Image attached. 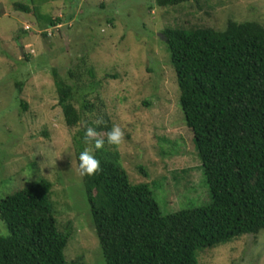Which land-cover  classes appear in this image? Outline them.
<instances>
[{
	"label": "rangeland",
	"instance_id": "1",
	"mask_svg": "<svg viewBox=\"0 0 264 264\" xmlns=\"http://www.w3.org/2000/svg\"><path fill=\"white\" fill-rule=\"evenodd\" d=\"M16 1L35 6L34 0H0V198L24 188L32 177L50 179L58 225L72 227L66 258L106 264L84 181L76 172L73 135L79 126L66 124L51 70L56 67L97 104L87 118L105 112L121 128L123 139L115 146L121 162L133 182L150 183L164 214L208 205L211 195L194 134L160 34L167 26L223 30L229 19L264 25V0H190L171 8H151L156 0H50L37 14L15 8ZM47 15L61 20L48 26ZM83 56L94 75L84 66L81 78H69V69L83 65ZM76 94L80 108L85 97ZM88 149L93 153L92 144ZM261 231L202 251L200 263L264 264ZM8 234L0 220V236Z\"/></svg>",
	"mask_w": 264,
	"mask_h": 264
},
{
	"label": "trees",
	"instance_id": "2",
	"mask_svg": "<svg viewBox=\"0 0 264 264\" xmlns=\"http://www.w3.org/2000/svg\"><path fill=\"white\" fill-rule=\"evenodd\" d=\"M188 1L156 0L151 8H171ZM49 2L34 0L31 8L30 3L16 1L14 6L37 14L38 7H47ZM45 20L54 26L61 18L47 15ZM226 24L223 30L202 26H167L163 30L177 75L180 106L194 134L211 195L206 206L164 214L150 183L132 181L115 145L113 149L106 146V138L100 149L85 143L87 127L107 133L114 126L111 118L105 112L96 120L87 118L86 113L98 109L87 98L88 90L52 67L66 124L79 126L73 135L77 162L79 153L90 144L94 147L91 154L99 161L100 170L84 176L83 181L106 264H201L199 255L204 250L245 235H261L264 25L232 19ZM81 59L83 65L70 68L69 78H81L87 65L86 57ZM86 69L94 75L91 66ZM76 93L85 97L80 108ZM140 168L148 174L144 166ZM30 180L24 188L0 198V220L9 230L8 235L0 236V264H81L66 258L72 227L58 225L51 198L53 182L46 177Z\"/></svg>",
	"mask_w": 264,
	"mask_h": 264
},
{
	"label": "clouds",
	"instance_id": "3",
	"mask_svg": "<svg viewBox=\"0 0 264 264\" xmlns=\"http://www.w3.org/2000/svg\"><path fill=\"white\" fill-rule=\"evenodd\" d=\"M97 124L100 121L96 122ZM124 133L119 126H113L108 132L106 141L108 144L118 146L123 139ZM98 133L94 127H87L84 131V142L93 143L96 149H100L105 144L104 139L97 138ZM100 170L99 161L91 154L89 149L81 151L78 155V164L76 165L77 174L83 178L84 176H93Z\"/></svg>",
	"mask_w": 264,
	"mask_h": 264
},
{
	"label": "water",
	"instance_id": "4",
	"mask_svg": "<svg viewBox=\"0 0 264 264\" xmlns=\"http://www.w3.org/2000/svg\"><path fill=\"white\" fill-rule=\"evenodd\" d=\"M160 36L166 39V35L165 34L161 33Z\"/></svg>",
	"mask_w": 264,
	"mask_h": 264
}]
</instances>
